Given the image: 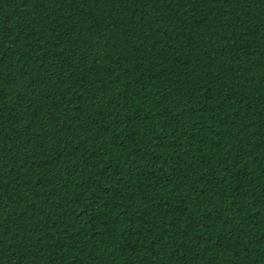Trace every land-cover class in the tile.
<instances>
[{"label": "trees", "instance_id": "obj_1", "mask_svg": "<svg viewBox=\"0 0 264 264\" xmlns=\"http://www.w3.org/2000/svg\"><path fill=\"white\" fill-rule=\"evenodd\" d=\"M0 264H264V0H0Z\"/></svg>", "mask_w": 264, "mask_h": 264}]
</instances>
